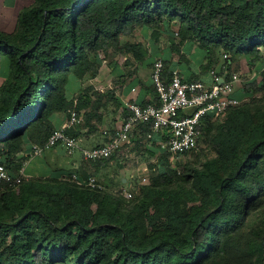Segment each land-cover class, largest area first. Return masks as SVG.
Here are the masks:
<instances>
[{
	"label": "trees",
	"instance_id": "trees-1",
	"mask_svg": "<svg viewBox=\"0 0 264 264\" xmlns=\"http://www.w3.org/2000/svg\"><path fill=\"white\" fill-rule=\"evenodd\" d=\"M172 22L178 44L190 41L205 52L204 71L227 56L217 67L225 80L239 72L241 57L261 60L264 0H33L16 33L0 34V60L8 61L0 67V163L13 174L22 168L16 157L23 138L47 140L50 117L73 108L69 80L95 77L100 52L143 62L147 47L121 40L140 27L158 44L159 31ZM261 77L237 93L246 103L206 122L201 158L180 171L171 167V154L148 140L159 159L129 200L101 185L79 186L72 172L30 177L14 187L0 181V264H264ZM85 96L75 106L79 114ZM136 127L139 147L152 125Z\"/></svg>",
	"mask_w": 264,
	"mask_h": 264
},
{
	"label": "crops",
	"instance_id": "crops-1",
	"mask_svg": "<svg viewBox=\"0 0 264 264\" xmlns=\"http://www.w3.org/2000/svg\"><path fill=\"white\" fill-rule=\"evenodd\" d=\"M32 3L33 0H0V34H15L18 29L20 15ZM148 31L151 30L148 29ZM163 37L167 44H153L152 37H149L148 43L145 44L147 48L150 46L146 59L143 62L136 63L131 58L133 63L128 65V72L125 71V73L120 74L116 70L118 67H110L107 77L97 75L95 78L88 80L90 82H99V84L91 83L99 90L95 91L97 93L90 91L88 88L84 91L86 93L85 98L87 97V105L80 110L83 125L73 130L75 137L79 139L80 149H91L102 145L107 140L108 135L120 128L125 118L129 116V111L124 106L125 102L135 101L147 104L155 101L156 94L150 78L151 63L155 58H164L169 63V69L179 70L181 77L185 80L210 81L209 71H203V67L207 63L206 54L203 50L190 41L178 44V39L174 38L170 31L166 32V36ZM176 44H178L179 54H173L172 49H174L173 46ZM7 64V58L1 57L0 67L5 68ZM129 74L131 76H128ZM69 81L66 88L67 99H71L73 103L77 104L79 97L83 96L84 93L80 92L74 98V95L78 94L73 89L77 85V80L70 79ZM90 82L86 83V85H90ZM132 89H134V92H132ZM61 113H54L50 117L52 131L59 128L68 116L66 114L64 117ZM84 114L87 117L86 121L83 117ZM104 131L108 132V134H104ZM131 137L132 145L128 150L117 151L104 163L86 160L82 156L80 149L68 154L60 147L53 148L50 150L51 152L48 151V154L45 152L42 157L35 159L28 158V149L20 152L16 158L21 160V166L28 177H54L57 175L61 177L65 172H75L87 178H95L99 185L112 194L117 193L118 190L120 193L123 191L134 192L136 185L147 184V181H149L151 174L149 167L154 158L151 159V163L148 166H144L141 160L148 153H153L155 148H151V143L147 142V140H144V143L137 147L136 141L140 137V129L137 127L134 128ZM152 139L158 141L161 137L155 134ZM76 152L80 154V160L75 158ZM62 155H66L69 158L67 165L60 161Z\"/></svg>",
	"mask_w": 264,
	"mask_h": 264
},
{
	"label": "built area",
	"instance_id": "built-area-1",
	"mask_svg": "<svg viewBox=\"0 0 264 264\" xmlns=\"http://www.w3.org/2000/svg\"><path fill=\"white\" fill-rule=\"evenodd\" d=\"M172 26L173 36L177 38L174 23ZM226 59L227 56L223 55L222 61ZM223 70L226 74L225 67ZM209 77V82L189 81L183 79L177 69L171 70L167 77L164 75L163 60L157 58L150 72L157 105L149 103L141 106L135 101L125 102L124 106L129 111V116L120 128L108 135L102 145L82 150L79 146V139L69 133L83 125V118L76 111V103H74L73 108L68 111L65 122L53 130L43 144L30 145L28 158L42 157L46 151L60 147L68 154L80 149L82 156L88 161L109 159L117 151L129 149L132 145L131 136L134 128L137 124L143 123L152 125V132L146 137L147 141H150L155 134L160 135L161 139L156 145L161 152L169 153L172 157L197 152L206 122L221 119L229 108L240 106L247 101V98L237 97L238 91L242 88L237 73H231L225 80L224 76L218 75V69L212 68L209 71ZM103 133L108 134L106 131ZM27 178L23 168L13 174L4 164L0 163V181L10 187L19 185ZM70 178L79 186L100 188L95 178H88L85 181L75 173H72ZM121 195L129 200L133 192L123 191Z\"/></svg>",
	"mask_w": 264,
	"mask_h": 264
},
{
	"label": "rangeland",
	"instance_id": "rangeland-1",
	"mask_svg": "<svg viewBox=\"0 0 264 264\" xmlns=\"http://www.w3.org/2000/svg\"><path fill=\"white\" fill-rule=\"evenodd\" d=\"M167 28L168 29L166 30V32H168V30L170 32H172V30H173L172 25L169 24L167 26ZM142 30H144V29H142L140 27L136 28V30L134 31L133 35L128 36V37H124L121 40V42L124 43L126 41H128V42L137 41V42H141V43H143L145 45L146 43H148L149 37L152 36V34H151L152 32L148 31V29L144 30V31H142ZM166 32L164 30H160L159 31V42H158V44H161V43L167 44L166 40L163 37V36H166ZM148 48L147 49L150 50V46ZM99 58H100V60H102V64H101L102 66L101 65L99 66L97 75H102V77H107L110 67H114V68L118 67V69L116 68V70H118L120 74L123 73V72L125 73V71L128 72V69H129L128 65H131L133 63L132 60H131L130 54H119V53H116L114 51H109L108 53L100 52L99 53ZM222 58L223 57L219 58V61L217 60V67H221V66L224 65V62L222 61ZM127 62H130V63L127 64ZM237 64H238V71H239L237 74L239 75V78L241 80L240 87L243 88V86L247 82L252 80V79L258 78V80H261V78H262L261 75L264 74V49L263 48L261 49V60L253 63V62L250 61L249 58L241 57L239 59V61L237 62ZM217 67L215 66V67H213V69H217ZM95 77H93V78H95ZM89 79L90 78H88V77H84L81 80H77V85L75 87H73V89L78 94H75L74 98H76L75 96H78L80 92L86 91V88H88V89H90V91H94V92L99 90V88H97V89L95 88L96 86L94 87V84H92L93 86L91 85V83H93L94 81L90 82V81H88ZM88 82H90L91 86L88 85V84L86 85V83H88ZM94 83H98L99 84V82H94ZM105 89H107V88H105ZM95 93H97V92H95ZM244 103H246V101ZM61 114L65 117L66 114H68V113L63 112ZM33 143L34 142L29 140V138L24 137L23 141H22L21 149L18 151L17 156L19 155L20 152L27 151L29 149L30 145L33 144ZM34 144H36V143H34ZM199 148H200V150L204 149L205 145H203L202 143H199ZM46 152H47L46 154H48L51 151L49 150V152L48 151H46ZM199 152L200 151L198 149L197 152L192 153L191 155L189 154V155L182 156V157L180 156L179 158L171 157L170 161H169L170 164H171V167L172 168H176V169H178V171H180V169H181L183 164H185V163H194L197 160H199L201 158V156H202L201 155L202 151L200 153ZM75 158L80 160L81 157H80V154L78 152L75 153ZM153 158H154V161H152V164H154L155 161L157 159H159V154L156 153V152L155 153H148L147 156H143V158L141 160V163L144 164V166H148L149 163H151L150 162L151 159H153ZM16 160H18V159H16ZM18 161H20V160H18ZM60 161L63 162L64 165H67V163L69 161V158L66 155L65 156L62 155L61 158H60ZM32 177H36V176H32ZM37 177H39V176H37ZM40 177H44V176H40ZM45 177H50V176H45ZM54 177L58 178L59 176L57 175V176H54ZM28 178H30V177H28ZM137 186H140V185L138 184V185H136V187ZM118 191H117V193H118Z\"/></svg>",
	"mask_w": 264,
	"mask_h": 264
}]
</instances>
